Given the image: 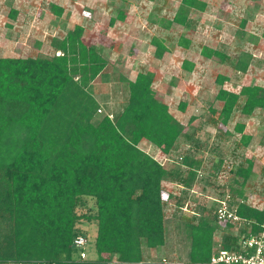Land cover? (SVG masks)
Masks as SVG:
<instances>
[{
  "label": "trees",
  "instance_id": "obj_1",
  "mask_svg": "<svg viewBox=\"0 0 264 264\" xmlns=\"http://www.w3.org/2000/svg\"><path fill=\"white\" fill-rule=\"evenodd\" d=\"M188 8L204 12L206 0H184L164 27L192 29ZM50 10L58 17L63 12L54 5ZM124 19L120 14L109 24ZM82 37L83 27L75 26L50 41L52 56L0 57V264H111L113 258L118 264H163L143 257V249L166 245L161 184L190 188L203 163L188 153L176 167L168 168L139 149L143 140L163 155L183 141L198 147L195 130L182 125L155 98L153 67L127 82V102L119 113L98 116L99 105L88 88L111 69L110 63ZM151 44L160 60L166 47L157 38ZM178 44L189 48L191 42L181 37ZM201 53L240 74H245L251 59L242 54L234 62L210 48ZM182 68L191 72L193 65L184 61ZM226 81L225 76L217 77L220 88L214 97V103L222 105L218 115L222 125L234 115L246 118L264 111V87L243 86L233 93L224 89ZM244 128L238 123L234 132L240 135L239 146L247 147L251 138L243 135ZM222 162L220 158L218 166ZM253 166L245 159L231 170L229 187L224 186L232 199L243 201L237 205V215L244 221L239 236L257 234L264 226V212L244 201ZM183 205L176 200L177 209ZM214 211V206L202 207L176 225L190 242L187 264H208L214 251L237 245L239 236L228 232L221 241L215 239L220 229L233 226L221 227ZM89 225L95 229V257L80 260L73 241L77 237L88 241Z\"/></svg>",
  "mask_w": 264,
  "mask_h": 264
},
{
  "label": "rangeland",
  "instance_id": "obj_2",
  "mask_svg": "<svg viewBox=\"0 0 264 264\" xmlns=\"http://www.w3.org/2000/svg\"><path fill=\"white\" fill-rule=\"evenodd\" d=\"M182 2L184 0H0V57L52 56V39H61L75 26L83 27V41L105 57L111 68L88 88L98 101L99 117L119 113L127 102V82L153 67L155 98L168 106L177 121L195 130L198 147L195 148L194 142L183 141L177 143L169 155H163L143 140L139 149L161 165L167 164L168 168L176 167L179 159L188 153L202 159L203 163L190 188L162 182L166 245L155 250L143 249V257L148 261L165 259L187 264L190 242L184 232L176 228L181 225V217L200 213L202 207H215L213 201L220 198L222 184L229 187L233 177L231 170L245 159H251L254 166L253 176L244 189V201L252 205L256 200H264V111L256 110L246 118L234 115L225 126L218 121L222 105L214 103L220 88L216 82L219 75L228 78L223 87L233 93H238L243 86L264 87V0H206L204 12L191 8L185 11L193 22L192 29L177 25L167 29L164 24L171 21ZM52 5L63 10L60 17L51 12ZM120 14H124L125 19L111 26L110 19ZM243 21H246L244 27L241 26ZM181 37L191 42L189 48L179 46ZM152 38L160 39L167 49L160 60L155 59ZM204 48L220 51L234 62L239 55L246 54L251 58L247 71L240 74L205 58L201 53ZM184 61L193 65L191 72L182 68ZM211 103L215 114L209 109ZM180 104L185 106L184 110H180ZM191 118L195 119L192 124L189 123ZM238 123L245 127L243 135L251 138L247 147L239 146L240 135L234 132ZM220 158L223 162L218 166ZM178 199L184 203L182 210L176 207ZM87 204L91 206L92 202ZM240 227L220 229L215 239L221 241L226 232L238 235ZM88 228L91 235L85 253L86 259H93L95 229L93 225ZM111 264H118L115 258Z\"/></svg>",
  "mask_w": 264,
  "mask_h": 264
},
{
  "label": "built area",
  "instance_id": "obj_3",
  "mask_svg": "<svg viewBox=\"0 0 264 264\" xmlns=\"http://www.w3.org/2000/svg\"><path fill=\"white\" fill-rule=\"evenodd\" d=\"M98 112L100 113L101 110L99 109ZM222 186V197L213 201L216 204L215 218L220 224L229 223L232 226H241L244 221L237 215V205L241 202L243 203V201L232 199L227 188L224 187L225 183ZM181 188L184 189L183 187ZM248 206L264 212V200H256L255 203ZM234 236L239 235L236 234ZM87 242L84 237H77L73 241V247L79 251L80 260H85L87 257L85 253ZM161 262L163 264H180L166 261L165 259H162ZM208 264H264V226L257 234L249 233L239 236V241L234 248L214 251Z\"/></svg>",
  "mask_w": 264,
  "mask_h": 264
},
{
  "label": "crops",
  "instance_id": "obj_4",
  "mask_svg": "<svg viewBox=\"0 0 264 264\" xmlns=\"http://www.w3.org/2000/svg\"><path fill=\"white\" fill-rule=\"evenodd\" d=\"M96 101H97V99H96ZM98 102V101H97Z\"/></svg>",
  "mask_w": 264,
  "mask_h": 264
}]
</instances>
